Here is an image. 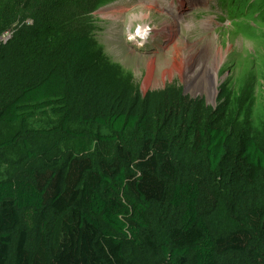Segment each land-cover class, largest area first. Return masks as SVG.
<instances>
[{
	"label": "trees",
	"instance_id": "1",
	"mask_svg": "<svg viewBox=\"0 0 264 264\" xmlns=\"http://www.w3.org/2000/svg\"><path fill=\"white\" fill-rule=\"evenodd\" d=\"M95 1L0 0V264H264V132L183 127L93 52Z\"/></svg>",
	"mask_w": 264,
	"mask_h": 264
},
{
	"label": "rangeland",
	"instance_id": "2",
	"mask_svg": "<svg viewBox=\"0 0 264 264\" xmlns=\"http://www.w3.org/2000/svg\"><path fill=\"white\" fill-rule=\"evenodd\" d=\"M95 5L88 24L92 28L93 52L116 65L124 76H130L143 94L171 86L179 88L184 97V106L178 111L183 127L211 123L231 137L242 130L256 141L262 138L264 0H97ZM166 5L176 7L182 20L177 18L180 14L173 16L161 8ZM208 18L212 26L204 30L201 23ZM140 26L156 29L143 45L141 39L128 38ZM213 35L223 54L215 92L204 88V73L200 70L186 84L185 75L199 64L186 67L182 55L205 44ZM58 119L50 108L40 109L27 126L48 129ZM180 128L179 124L169 125L162 132L178 136ZM61 148L65 150L63 145ZM18 156L17 148L0 151V179L12 172Z\"/></svg>",
	"mask_w": 264,
	"mask_h": 264
},
{
	"label": "bare ground",
	"instance_id": "3",
	"mask_svg": "<svg viewBox=\"0 0 264 264\" xmlns=\"http://www.w3.org/2000/svg\"><path fill=\"white\" fill-rule=\"evenodd\" d=\"M165 9L167 12L172 13L173 16L179 15L180 13L176 10V7L169 8L168 5L165 7H161ZM142 16V15H141ZM177 18L181 19V14ZM179 19V20H180ZM182 20V19H181ZM180 20V21H181ZM191 24H187V27L190 28ZM201 26L204 30H210L212 26L211 18L206 19L201 23ZM155 28H149L147 26H140L135 33L128 34L129 40L134 39H141L142 45L145 44L147 36H149L150 32L155 31ZM159 33L158 31L156 34ZM216 35H213L211 39H207L206 43L196 47L195 49H188L189 51L182 53L186 67H190L195 63L199 64V67L193 68L190 71V74L185 75L186 84L191 82V78L193 77L194 73L197 71H202L204 73V88L215 92L216 87L219 83L218 78V68L221 60L223 58L222 49L218 47L215 43ZM194 46V45H192ZM187 72V69H186ZM189 87V86H188ZM196 91V88H194Z\"/></svg>",
	"mask_w": 264,
	"mask_h": 264
},
{
	"label": "built area",
	"instance_id": "4",
	"mask_svg": "<svg viewBox=\"0 0 264 264\" xmlns=\"http://www.w3.org/2000/svg\"><path fill=\"white\" fill-rule=\"evenodd\" d=\"M5 39V38H4Z\"/></svg>",
	"mask_w": 264,
	"mask_h": 264
}]
</instances>
